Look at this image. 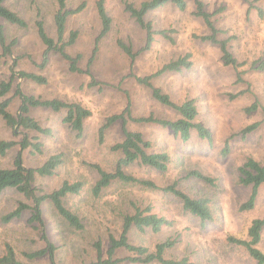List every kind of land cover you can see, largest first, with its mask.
<instances>
[{
  "label": "rangeland",
  "instance_id": "rangeland-1",
  "mask_svg": "<svg viewBox=\"0 0 264 264\" xmlns=\"http://www.w3.org/2000/svg\"><path fill=\"white\" fill-rule=\"evenodd\" d=\"M124 1L139 5L142 0H107L106 7L112 17L109 33L101 38L98 50L91 65V71L98 82L87 85L89 76L72 73L67 69V62L53 55L44 70L37 69L31 59L39 61L43 51L34 21L37 13L43 18L50 35H54L53 15L57 9V0H6L10 9L18 12L27 21L28 26L21 28L4 22L8 40L17 39L12 56L0 59V80L7 79L14 58L15 70L34 71L46 76V84L16 80L24 92L43 98H58L64 101L79 102L92 112L84 122L81 136L70 130L62 122L66 110L54 112L47 108H33L31 114L41 125L49 127L52 134L42 135L30 132L43 143L41 155L25 154L26 166H37L53 153L63 154V164L50 177H41L37 183L46 192L57 188L63 180L83 183L79 194L68 195L65 205L82 220L83 228L75 230L69 227L48 204L44 205L43 214L45 232L49 240L56 245L55 264H88L96 260L94 243L101 241L105 255L109 246V235L118 237L122 225V216L133 212V205L140 208L150 207L153 212L172 221L170 226H163L158 232L147 228L139 232L132 228L128 233L132 244L146 245L154 249L157 242L168 237L176 238L173 247L166 251L169 258L188 257L195 264H256L246 250L227 242L228 235L246 237L247 228L252 219L264 215V185L254 208L240 211L250 192L237 180V166L247 156L264 162V123L254 131L242 136L241 130L255 121H260L263 114L260 109L246 113L254 99L264 105V71L251 67L254 60H264V16L260 18L256 9L246 14L247 4L242 0H203L208 12H216L213 20L222 32L219 39H227L228 47L238 61L243 62L242 82H237L235 71L220 60L218 46L201 41L195 37L207 33L203 21L193 15L194 7L188 3L184 11L171 5H165L149 12L146 18L152 22L155 30H166L172 39L154 35V42L149 50H141L144 45V31L124 11ZM85 3L83 10L70 16L67 30H77L76 42L68 48L72 55L81 54L78 62L85 69L91 56L95 39L100 31V22L95 9V0H67V6L74 8ZM256 5L264 11V0H257ZM131 42L137 52L130 64L129 58L116 45V39ZM191 53L192 66L180 73L166 72L152 79V83L168 93L176 102L186 98L195 99L198 110L196 122L209 129L211 144L200 138L193 130L187 142L173 136L168 128L154 123L127 121L131 130L142 132L155 151H167L171 155L168 169L157 172L147 167L132 165L128 173L142 179L153 180L164 186L182 177L188 170L197 169L214 178L209 185L192 177L181 178L180 184L191 192H198L210 199L213 221L201 225L198 218L183 212L177 198L161 190H152L136 183L113 182L98 197L92 194V186L97 180V173L90 164H100L112 171L119 153L110 149L111 145L121 141V122L111 124L104 134V141L99 142L98 129L108 116L118 114L127 102L133 117L147 116L151 113L161 118L175 119L177 114L156 102L150 89L138 84L129 75L130 68L138 76L155 72L164 63L178 56ZM241 92L236 97L235 95ZM11 94V93H10ZM19 100H12L10 111L16 114ZM11 129L0 119V139H18ZM229 151L221 154L225 141ZM9 151L0 155V166L8 167L16 154ZM21 194L7 190L0 194V218L15 207ZM29 216L25 212L20 219L9 223L0 220V254L5 243H9L17 257L26 264H51L48 256L28 259L24 252H31L44 246L38 231L26 224ZM264 252V229L261 241L257 245ZM129 253L118 249L116 256L124 258ZM105 257V256H104ZM120 264H139L123 260ZM148 264H159L152 262Z\"/></svg>",
  "mask_w": 264,
  "mask_h": 264
},
{
  "label": "trees",
  "instance_id": "trees-1",
  "mask_svg": "<svg viewBox=\"0 0 264 264\" xmlns=\"http://www.w3.org/2000/svg\"><path fill=\"white\" fill-rule=\"evenodd\" d=\"M6 0H0V20L9 25H15L21 28L28 26L27 21L18 12L10 9L5 4ZM107 0H95V9L100 22V31L95 39L91 56L89 57L85 69L80 68L78 62L81 54L72 55L68 52L78 38L77 30H67V20L70 16L77 14L83 10L85 3H81L74 8L67 6V0H57V9L53 15L54 35H50L45 21L37 13L34 21L37 36L43 45L39 61L31 59L32 65L39 70H44L53 55L67 62V69L72 73H83L89 76L87 85L89 87L98 84L92 71L91 65L96 56L98 41L105 37L112 26V17L107 7ZM247 4L246 14L251 9H256L260 18L264 16L262 8L255 4L257 0H242ZM191 2L194 7L193 15L203 21L207 28V33L196 36L201 41L209 42L218 46L220 51V60L226 66H231L235 71L237 82H242L243 71L240 69L243 62L237 60L233 52L228 47L227 39H219L218 35L222 32L215 25L213 15L218 11L208 12L205 9L203 0H142L137 6L133 2L124 1V11L129 17L144 31V45L141 50H149L154 42V35L159 34L164 38L171 39L166 30H155L152 22L146 18V15L165 5H171L177 9L184 11L188 3ZM0 21V59L12 56L13 49L17 45V39L8 40L7 31L4 23ZM172 40V39H171ZM116 45L125 54L130 64L135 59L137 52L133 50L131 42H126L122 38L116 39ZM17 65L14 58L10 74L7 79L0 80V119L3 120L6 127L11 129L12 135L19 136L18 139H0V155L5 156L9 151L16 150V154L12 163L8 167L0 166V194L7 190H15L21 194L22 200H18L15 207L3 214L0 220L3 223H9L13 220L20 219L25 212L29 213L26 224L40 234V239L44 246L31 252H24V256L28 259L41 258L48 256L51 264L54 263V253L56 245L52 243L45 232V222L43 214L44 205H50L57 215L71 228L81 230L83 223L81 218L71 211L64 203V199L68 195L79 194L83 188V183L79 180L68 181L63 180L61 184L46 192L37 183V179L41 177H50L55 174L60 165L63 164V154L53 153L37 166L25 165V154L41 155L43 153V143L37 136L30 135V132H36L42 135H51L52 130L45 127L31 114L33 108H47L54 112L62 109L66 110V114L62 118V122L66 123L70 130L74 131L77 136H81L84 131V122L91 116L92 112L89 108L83 106L79 102L64 101L58 98H43L34 94H28L21 88L18 79L33 82L35 84H46L47 78L41 73L34 71H26L23 69L15 70ZM192 66L191 53L186 52L164 63L155 72L138 76L133 73L130 68L129 75L143 87L150 89L151 97L160 105L170 108L177 114V118L168 119L161 118L153 113L147 116L133 117L130 110V104L127 102L122 112L108 116L104 123L98 129V139L102 143L104 141L105 130L114 122H121L122 139L111 145L110 149L119 153V157L115 161L112 171L104 169L100 164H90L96 170L97 180L92 186V194L98 197L102 191L113 182L136 183L145 188L152 190H161L170 193L177 198L181 204L183 212L195 216L199 219L201 225L213 221V210L211 208L210 199L198 192H191L184 188L180 181L181 178L192 177L203 181L209 185L214 184V178L202 173L200 170H188L186 174L172 181L171 183L159 186L153 180L142 179L127 172V168L132 165L147 167L154 171L165 172L171 161V155L167 151L153 150L152 143L145 139L142 132L131 130L127 126V121L154 123L162 128H168L172 131L173 136L182 142H187L193 130L196 131L200 138L207 139L210 144L212 141L211 132L200 122H196L198 115L195 99L186 98L181 102L174 101L168 93L162 91L161 88L152 83V79L159 77L166 72L180 73L184 69H190ZM251 67L256 70L264 71V60L258 59L251 63ZM11 93V94H10ZM241 92L230 95L236 97ZM19 100L16 114L10 111V106L14 98ZM260 109L263 118L247 124L240 132L242 136L254 131L264 123V105L254 99V101L244 109L246 113H251ZM229 151L228 140L225 141L221 150L222 155H226ZM237 180L243 187H249L250 192L247 199L240 204L239 210H251L254 208L256 199L259 194V188L264 185V162L258 161L251 156H247L244 161L237 166ZM172 221L168 218L153 212L150 207L140 208L133 205V212L122 216V225L118 237L109 235V246L103 254L102 244L100 240L94 243L96 251V260L88 264H120L123 260L148 264L157 262L159 264H195L188 257L169 258L166 257V251L173 247L176 238L168 237L163 241L155 244L154 249L150 250L143 244H132L129 242L128 233L132 228L139 232H144L147 228L153 232H158L163 226H170ZM264 229V215L251 220L246 237H236L228 235L226 240L228 243L244 248L251 259L256 264H264V252L258 248L261 241V233ZM118 249H125L129 255L119 258L116 256ZM105 256V257H104ZM0 264H26L20 260L13 247L9 243H5L4 250L0 254Z\"/></svg>",
  "mask_w": 264,
  "mask_h": 264
}]
</instances>
